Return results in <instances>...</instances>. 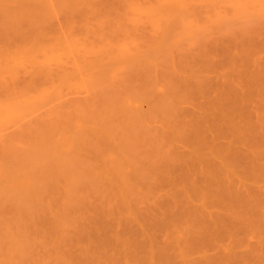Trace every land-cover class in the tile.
Listing matches in <instances>:
<instances>
[{
    "label": "rangeland",
    "instance_id": "rangeland-1",
    "mask_svg": "<svg viewBox=\"0 0 264 264\" xmlns=\"http://www.w3.org/2000/svg\"><path fill=\"white\" fill-rule=\"evenodd\" d=\"M28 1L29 0H27V2ZM60 1L62 3L64 2V0H31L30 2H28L30 3L29 5L26 0V3H24V0H0V10H3V7L5 6L6 8L4 7L3 12H7L5 13L7 18H3V21L2 19H0V264H165L166 262V264H169L175 254L176 255L173 257L172 263L170 264H175L176 262V264H185L186 262H189L186 264H192L193 262H195L193 261L195 260V258H193V256L195 255L196 257H198L196 259L198 261H201L202 259H204V257L202 256L208 258L210 255L212 256L213 254H215L213 255L215 260L212 258L214 264H217L216 260L218 261V259L215 258L217 254V258H221L219 256H224V260L226 263L223 262V264H232L234 261H236L233 259V257H235V259L236 257H243L242 259H244L245 255L246 257L244 260H241V263L239 260L241 258H239L238 262L236 261V263L234 264H242V262L243 264H252L251 259L254 260L253 264H264V262H260L264 261V256H261V254L264 255V247H262L264 246V244H262L264 243L262 242L264 241V233H262L264 232L262 231L264 230V226H262L264 225V205L261 206V204L264 203V179H262L264 178V175H262L264 174V154H262L264 153V151H262L264 150V147L261 148V146L264 145V142H262L264 141V139H262L264 138V129H262L264 128V110H262L261 112V109H264V102L260 101L264 100L261 99V96H264V94H261V98H259V96H249L250 99H248L247 97V101L249 100V103L247 105L249 106L248 108L245 106L247 104L245 103L246 100L243 101V105L247 108V110L251 109L249 111L250 113H252V115L250 114L248 118H250L251 116L250 119H253V121H251L252 123H254V121L256 123H259H255V129L260 128V125H262V131L260 130L262 133L260 132V134L258 131V134L259 136L261 135V138L258 137V134H256L257 129L255 133L253 131L254 129L249 130L253 131V133H250L246 129V131L250 133L249 136L253 134V139H250L248 134L247 136L249 138H245L244 135V137L240 136L242 135V133L240 134L238 132L239 136L237 137L236 135V138L239 139V137H243L241 138L243 140L241 142L242 145L240 143H238L237 145V141H234L236 139L235 137H229L227 138V140H225L222 135L218 137L216 136L219 139H221L220 137H222V139H216V142L219 143L220 141V145H218V143L215 145L221 148V152L223 151V149H226V147L227 149L229 147V151L226 149L227 152L225 153L224 150L223 153H228L229 157L230 155L234 154V156L230 158H233L235 156L237 157V153L245 154L242 156L241 154L238 155L237 158H234L233 160L231 159L232 161H230V158H225L224 154H222L223 158H221L222 155L218 153L216 154L218 156L217 157L214 152V157L216 156L217 158L211 157L213 155L209 156L210 153H207V151L209 149L211 150V146L213 145L212 143H216L214 142V134L216 133L212 132L213 128H211V126V129H209L211 130L212 134L214 133V138L210 139L206 137V139L214 141L210 143L211 146H209L208 140H206L207 143L204 144L206 146L202 145L205 140L203 141V137L198 138L199 135L201 134L202 136H205L203 133L210 135V132H200V128H198L200 132L198 133V129L196 127H198L197 124L199 120L196 121L195 119H193V117H195V114L198 119H201L199 118L200 116H198L197 114L198 112H200L201 114L205 110V113H203L204 116L201 114V117H205L211 113H214L213 115H215L216 112L218 113V111H216L218 109H216L215 107L214 110L213 107H210V109L208 108L209 110L204 108L208 107V102L210 103L212 101L210 99H215L214 97H216V94L214 92L219 93V91L221 90H218L217 86L219 84V81H223L226 79L228 80V78L230 79L229 76H231L232 82L235 80V83L232 84V82H230L229 80V85H234V87L237 86V88H239V85L244 84V86L246 87L247 84L245 82L242 83V80H244L243 78L245 76H248L247 74H249L250 71L256 69V71L258 72L260 71L258 70V68H262L261 72H264V0H215L214 2L213 0H193V8L196 7L197 9H195V12L192 11L193 13H191L190 15L187 14L191 17L188 16L189 18H186L184 16L182 17L181 15V17L179 16V18L177 12L175 14L173 13V15L177 17L171 15L172 13L170 15L162 14L164 15L166 21V17H168V15L170 16L168 20L169 26L168 23L164 21L161 22L164 23V25L162 24V26H159V21H156V24H154V20L158 18L156 17V14H154L155 19L153 18L154 16L149 19L150 21L153 20L152 22L155 25L153 27H151L150 21L146 20L149 17L147 18V16H144L145 13L142 14V12H138L140 13L138 14L137 11H134V7L132 8V5L137 4L138 7L141 6V8H148L151 5L155 6L154 4L157 3V0H88L90 4L86 3V0V2L83 0L85 3H83L82 0H78L77 5H82V7H78L77 5H75V0H72L73 2L69 0L70 3H68V0H66V4L65 2L63 3L64 5ZM32 2H36V4L34 3L33 5ZM59 2L61 4H59ZM22 3L23 5H21ZM27 4L29 6H27ZM14 5L18 8V5H20L19 10L22 7L24 9L26 8L25 11L27 10L28 14L27 12L25 13L23 11L25 14L22 12L23 8L20 12L18 8L14 7ZM83 6L86 7L84 8ZM12 8H15V10ZM35 8L39 9V13H37L38 11H36L37 9L35 10ZM86 8L87 10H85ZM75 9H77V11H75ZM248 9L250 12L248 11ZM33 10H35L36 14L40 18L35 19V22H33L34 20L32 18L33 21L31 20L30 22L33 23L30 24L29 22V26L27 22L30 20L29 18L31 16L33 17V15L35 14L33 13V15H29L30 13L32 14V12H34ZM72 10H74V13L72 12ZM15 11H18L20 14L22 13L21 17L22 15H24V19H22L27 25L25 23L22 24L23 21L21 19L20 23L15 22L17 17L15 18L14 16H20L19 14H17L18 12L16 13ZM3 12L0 11V13L5 16ZM156 12L158 14H161L158 11H155V13ZM11 14L14 15L13 19H15L13 21L15 22V25L14 23H12L13 21L11 19ZM34 17L36 18V16ZM7 19V22H11V25L13 24L11 26V29L10 24H8V26L6 25L7 22H4ZM27 19L29 20L27 21ZM18 20L19 19H17V21ZM172 20L174 21L173 23H171ZM181 21L182 25H178L177 23H180ZM218 21L221 25L218 24ZM157 22L159 23L157 24ZM170 23L174 24V26L175 24H177L178 26L176 25V28L172 29L173 25H171ZM192 24L194 25V27ZM216 24H218V26ZM157 25L158 29L156 27ZM187 26H189V29ZM15 27L18 29L16 30L20 34V37H15V35L13 36V38H9L7 41H4L2 30L9 29L8 31H13L15 30ZM164 27H166L167 29ZM218 27L221 31H219ZM207 28L209 29L207 30ZM222 28L224 29V32L222 31ZM204 29H206V31ZM210 29L212 30V32ZM16 30L13 32L16 33ZM168 30L171 31V35L170 31ZM202 31L204 33L206 32V35L204 34L205 37L207 36L206 39L208 40H206L207 42H205L206 45H212V43H208L210 41L214 42L213 46L218 44V48L216 46H212L213 48L210 46V48L212 49L215 48L214 50H212L206 46L208 49L206 47L203 49V45L205 43H203V40L201 39L203 38ZM167 33L170 35L171 39H169V35ZM215 34L217 35V37H215ZM220 34L223 36H220ZM151 35H153V37L155 38L157 37L156 39H154L156 40L154 45H149L153 44L154 42L153 39L151 40ZM198 35L199 38L201 37L200 39L202 40L203 45L199 42L201 40H199ZM209 35H212V40L208 39ZM232 35L233 37L231 38ZM17 36L19 35L17 34ZM237 36L240 40L237 38ZM241 36L243 37L241 38ZM164 37H166V39ZM220 37H222V39ZM224 37L228 39H223ZM251 39L252 41L249 42V40ZM150 40L153 42L151 43ZM160 40H164L165 42L163 41V43ZM213 40H220L221 44L218 41H216V44ZM225 40L229 44H226L227 42H224ZM233 42H236V47L235 45H233ZM251 42L252 44H250ZM258 42L262 45H259ZM241 43L242 46L243 44H245V46L251 45L248 48L246 47L245 53L244 50H241ZM247 43H249L250 45ZM200 44L203 46L202 48ZM222 45L226 46V53H232L231 55L227 54L229 55V57H227V55L225 54V49ZM227 45L232 47V51ZM237 45L239 46V48ZM253 45L257 48L254 49ZM221 46L223 47V49L221 48ZM219 49L221 50V52L218 54L216 50L220 51ZM247 49H249V51L250 49H253L254 51H250L251 53H249ZM151 51L153 54L150 53ZM121 52L123 55L122 57H120ZM212 52L213 54H211ZM142 53L143 55L148 54V56L146 55V58H143L145 56H143ZM207 53L209 56L206 58ZM215 53L217 55H215ZM221 53H223V55ZM130 54H133V56ZM195 54L196 57L198 56V54H201V56H198L199 58H195V56H193ZM52 55L55 56V61L51 59L53 58L51 57ZM135 55L136 57H139L140 55V61H135ZM225 55L228 59L231 60H233L235 56V59L241 58V61L237 60L240 62V65L238 66L239 63L236 64V60H234L233 65H231L232 63L229 62L227 58H225ZM97 56L101 60L95 59L97 61L94 62V57L97 58ZM130 56H132L133 58ZM123 57L126 60L123 59ZM193 58L198 59L199 61ZM209 58L211 59L213 64L212 62L208 63L210 62ZM89 59L90 62L94 63V65L89 62ZM98 60L99 62H101L99 63ZM127 60H134L136 63H132ZM183 60L185 62H183ZM201 60H204L206 62H203ZM220 60L225 61L224 65L227 66L223 67L224 65L222 63V66L218 62L216 63V61ZM122 61L124 63L126 62L127 64L125 63V65ZM117 62L121 63L119 65H115L118 64ZM214 62L216 64H214ZM44 63L49 64H46L48 65L47 69ZM95 63H97L96 65L101 68H97ZM108 63L112 66L114 65V69ZM85 64H88V67H86L87 65L85 66ZM183 64L185 65V68ZM207 64L209 65L208 67ZM250 64L251 66H248ZM256 64L261 66L257 67L255 66ZM199 65H201L200 67L204 68H199ZM214 65H217L218 67L215 66V69ZM104 67L107 69H104ZM209 67L211 70L209 69ZM252 67H254V69ZM244 70L246 71V73ZM108 71L109 76L107 77H110V79L113 78L111 76H115V74L117 73L114 77V80L112 79L107 81V79H104L105 77H103V75L106 76ZM102 72L104 74H102ZM237 72L240 73L238 74L241 77L237 78ZM43 73H47L48 75H43ZM226 74L228 75L227 78L225 77L227 76ZM96 75L97 79L98 76L103 77H99L100 82L99 80H91L92 76L93 78L95 77L94 80H97ZM233 76L236 78H233ZM223 77L225 79H223ZM101 78L105 81H101ZM185 79L187 82L185 81ZM193 79H195L196 81L193 82ZM216 79L218 81H216ZM190 80L192 81V84H196L192 85L190 83ZM205 80H207L208 82L206 84H211V80L214 81L213 84L214 86L216 84L217 87H215L218 91L216 89V91L211 90L213 88V84L210 85L212 86L211 89L209 88L210 90L207 89V86V88H205L203 86L204 82H206ZM33 81L34 83L29 84ZM239 81H242L241 84ZM169 82L172 84V87L171 85H168L170 84ZM184 82H186V86L188 85L186 88H184ZM221 83L224 84V82H220V84ZM223 84L221 85V88H224V91L226 90L225 96H227L226 93L228 94V90L227 87L225 88V84ZM202 86L203 90L205 88L208 91H204H207L209 93H204V91L201 89ZM190 87L192 90L190 89ZM193 88H195L196 90ZM199 88L203 91L204 94L199 90ZM243 88L244 87L240 89L242 92H245L244 89L246 88ZM186 91L188 93H185ZM210 91H213V93H210ZM193 92H197L198 96ZM218 93L217 96L221 95V93ZM199 94H201L202 96ZM175 95L179 96L177 97ZM195 95L197 97L201 96L200 99L197 98L198 100H195L199 101L198 104L200 103L201 106L204 105V110L202 109V107H200V105L198 107L201 111L197 109L198 107L196 106V101L195 105H193V98L196 97ZM209 95H211L212 97ZM182 97H184L185 101L182 99ZM206 98L209 99L206 100ZM224 98L223 100L225 101ZM160 100L162 101V103ZM202 100L208 101L206 102V105L205 102ZM250 100L252 104H250ZM224 101L223 103L222 101H220V103L224 104L223 107L228 109L229 106L225 105V103L227 102ZM255 101L259 102L255 103ZM241 102L242 101L240 100L239 103ZM251 105H255L256 109H254V106L251 107ZM218 108L220 109V107ZM177 109H179V114ZM253 109L255 111H253ZM247 110H245V117L246 114H249V111ZM146 111L147 113L144 114ZM255 112H257L258 117ZM157 115H160V117ZM253 115L256 117H254ZM154 116H156L157 118ZM173 116L176 120L173 118ZM154 118L159 119L157 121ZM210 119L211 118H209V120ZM241 119L245 121L244 116H241L239 118V121ZM180 120H182V122ZM242 120L240 123H242ZM173 121L176 123H174ZM216 122V124L219 123L218 121ZM224 122L222 124H224ZM248 122L249 128L250 126L253 127L250 121ZM244 123L245 122H243V127L246 128L245 126H247L248 123ZM125 124L129 127L127 128ZM176 124H179L180 126ZM199 126L201 125L199 124ZM243 127L241 130H243ZM195 128L197 129L196 131ZM209 129L208 131H210ZM193 131H195L197 134ZM246 131L244 129L245 134ZM255 134L257 135V138ZM190 136H197L196 138L199 139L198 142L197 140H195V138H192ZM119 137L122 142H120ZM244 138L247 140H245L246 142H244ZM124 139H126L127 141ZM257 139H259L260 141L262 140V143L260 141H257ZM252 140L254 141L252 142ZM225 141H228L227 143H231V145H226ZM258 143L261 144V146ZM157 145L159 146L157 147ZM193 145H197V148ZM207 145L209 146V148L207 147ZM140 146L144 147L141 148ZM231 146L232 148H230ZM204 147H207L208 149ZM146 148L148 149V151ZM168 148L170 150H168ZM203 148L206 149V151H202L204 150ZM194 149L196 150V152H193L195 151ZM231 149H235L237 153L234 150H232L231 153ZM210 150L208 152H210ZM251 150H253V153L250 152ZM241 151H245L246 153H242ZM95 152L96 155H94ZM168 152L173 155L169 154ZM98 153L100 154V156ZM154 154L157 156H155ZM258 154H260L261 156ZM164 155L166 156L164 157ZM129 157L135 158V160L131 158L130 161L127 159ZM160 158L163 159L161 160ZM203 159H205L206 161L207 159L210 160L206 163ZM193 160H195L196 162ZM136 161L140 162L136 163ZM164 161H167L165 162L166 165H161V163H164ZM216 161L217 164L220 165L218 166L216 164L217 167H220V169L215 168L217 171H215V169L213 171L214 173L218 174L217 177L220 174L219 179L216 177V174H213V171H210V167H213L210 165H213L214 163H216ZM222 161H226V164ZM168 162L170 163V166L167 164ZM230 162L235 163L236 165L231 163L234 167L232 165L230 166ZM193 163H196L198 166L200 163L201 164L198 167ZM244 163H246L247 166ZM139 164H141L142 166ZM151 164L152 167L153 165H155V168H152ZM60 165L62 167H60ZM216 165L214 164L215 167ZM227 165L232 168V171L233 168L234 170L236 169L239 171H234L236 176L233 175L232 172H230V174H232L230 176L229 170L231 169L228 168L229 170L227 171ZM253 165L255 168H253ZM163 166H166L164 168L167 169H163ZM195 166L197 167V171L193 170V167ZM203 166H205V168L207 166V170H204ZM168 167L170 168V170L168 169ZM179 168L182 169V171ZM198 168L200 169L198 170ZM172 169L174 171H172ZM121 170L123 173L125 172L124 177L127 175L125 178L122 177L123 174L122 176H120ZM143 170H145L147 174L150 172L151 176L147 174L145 175L143 172L145 178L143 175L142 177L141 171ZM254 170L256 171V174H260V172L262 173L260 174V176L254 175L255 173H252V171ZM151 171L154 173L152 174ZM167 172H169V174ZM202 172L205 174V177L202 175H197L199 173L203 174ZM239 173L242 175H239ZM212 174L213 176H211ZM225 174L226 176L227 174H229L227 177H229V179L230 177L233 178L234 184H238L237 187L235 185L234 191H232L233 188H229V186L231 187L233 185V180L230 179V184L229 182H226L229 181V179H227ZM200 176L203 179L199 178ZM210 176L216 180L214 181L212 179L214 181L213 184H216L218 180L217 185H214L212 188V182L211 184L209 183L210 181H212ZM240 176H243L245 178H241ZM140 177L144 179L143 182H141L143 179ZM154 177H158V179H155ZM236 177L237 180L235 179ZM195 178H199V181ZM205 178L206 180H204ZM242 179L247 184L245 182H241L240 180ZM148 180H150V182ZM200 180V188H195V186L190 187L191 189L189 188L192 183L199 186L196 183L200 182ZM203 180L206 182L204 183L206 188L204 185L201 186V184L204 182ZM240 182L242 183L241 186ZM254 182L255 185H252L254 184ZM223 183L224 185H222ZM145 184H148V187L144 186ZM207 184L211 185L208 187L209 189L207 188ZM218 185L221 186V189ZM224 186H226V188H229L230 190L232 189L230 192L235 193H231L230 195V193H227L229 189H226L227 192L226 190L224 191ZM238 186L241 188L242 192L239 190L240 188ZM242 186L245 189H243ZM202 187L207 190H203ZM257 187L261 190H258ZM187 189L189 190V192ZM182 190L184 193L182 192ZM210 190H213L212 192L216 193L218 196L216 197V194H214V196L213 193L210 194ZM202 192L205 194H203L204 200L198 195L200 194V196L202 197ZM247 192L248 195L251 197L247 195ZM180 193L181 197L177 196V194L180 195ZM226 194L228 195V197H226ZM233 194H237V196H234ZM128 195L129 198H127ZM134 195L135 197H133ZM195 195H198V197L201 199H199L200 204H198L199 200ZM193 196H195L196 198H193ZM207 196H209L210 198ZM231 197H233V199ZM241 197L244 199L242 200ZM247 197H249L250 199ZM252 197L255 198L252 199ZM222 198H227L225 200L226 202L229 198V201H231V203H226L225 201H223L224 199ZM179 199L181 201L184 199L186 204L184 203V201L180 202ZM190 199H192V201ZM195 199H197L198 201ZM209 199H213V201ZM248 199L250 202L248 201ZM33 200L35 201V204L31 203L33 202ZM162 200L165 202H163ZM205 200L207 202H214V200L216 202L217 200H219L217 201L219 202V206L217 203H215L217 205H213L212 203V207L209 206L210 203L209 205H206L208 203L205 202ZM195 201L197 204L195 203ZM222 201L226 204V206L223 204ZM232 201L234 204H237V210L235 209V211H233L235 206H232ZM236 201L238 203L241 202L240 205H238ZM251 201L255 203H251ZM201 202L202 204H204V206L201 205ZM29 203L32 204V206ZM164 203L167 204L165 205ZM220 205L223 208H221ZM228 205H231L230 208L232 207V209L229 208V210L225 209L223 211L222 209H224L225 207H229ZM244 205H246V207ZM184 206H187L188 208L186 207L183 208L184 210H182V207ZM191 206H193V209L197 208V210L195 209V213H193V209L191 208ZM198 206H201V208L203 209L202 211L204 212L200 211V213L199 210H201V208L199 209ZM237 206H240L241 209H238ZM243 206L244 210L242 209ZM249 206L250 209L248 208ZM256 207L258 208L257 210H251ZM207 209H210L211 212H218H215L218 217L220 216L219 213H221L222 211L224 214H221V217L219 218H224L222 219V221H225L226 217V220L229 219L228 221H233V224H231L232 222L230 224L232 225V228L234 227V232L231 233L230 230L232 229L227 221L226 223L229 225V228H227L228 226L227 224H224V222H221L222 224L219 222L221 219L219 220L217 218V215L216 217L215 215L209 216L212 213H209ZM231 211H233L234 213ZM249 211H256L257 213L252 214L253 212L250 213ZM196 212L197 214L198 212L200 213L198 214V217H201L200 215H202V213H206V215L203 214L202 218H197ZM207 212L208 217H214L213 219L210 218L211 221H209V218L208 220L207 218L203 219V217H207ZM245 212L247 213L245 214ZM260 212L262 213V215L260 214ZM178 213H180V216L178 215ZM182 213H184V215L186 216L189 215V219L186 218ZM249 213L252 215H250ZM177 215L178 217H176ZM224 215H228V217ZM245 215L246 217H249L248 224L250 223L249 221H251L252 223L254 222L253 225H255V223L256 225L252 227V223H250L251 225L249 224V228L247 220L244 217ZM249 215L255 216L250 217ZM256 216H260V218H257ZM174 218L177 220V222H174ZM184 218L187 219L188 223H186V220ZM215 218H217L219 221L215 220ZM250 218L251 220H249ZM252 218H255L256 220L254 221ZM181 219H183L184 221L182 220V222ZM244 219L246 220L245 223L247 225L243 224V222L245 221ZM199 220H201L202 223H207L209 221L208 224L210 226H208V230L213 229L211 230V232L209 231V233L213 234V232H217H215L216 234H213L214 237L212 236V234H208L207 238L203 236V238H205V243L207 244L208 241L210 242L213 239L215 242L213 241L210 244L208 243L210 246H212V243H218V247L216 248V244H214L212 249L209 245L205 244L206 246L210 247L212 251L208 247L205 249L203 248V251L202 249V252L200 251L202 255L201 253H199V247H197L199 246V244L192 243L195 242L193 241V239H198V237L196 238L197 234L200 237V234H206V231L208 233V230H206L204 233L202 231L207 228L206 225L208 224L205 223L206 228L203 229V226L199 222ZM241 220H243V222ZM171 221L172 223L174 222V224H172ZM217 221L221 224L219 225V229H217V225L219 224ZM179 222L181 223V225ZM212 222L216 223L213 224ZM199 224L201 226L197 228V226L195 225L199 226ZM234 224L236 226L237 224L239 226L242 224L243 226L241 225L240 229L243 233L238 232L239 234H234L235 231H238L237 228L239 229V226L236 227ZM222 225H225L227 227L224 226L225 228L222 229ZM193 226H195L196 230H193L195 229L193 228ZM247 227L248 230L246 231ZM251 227L253 229H251ZM198 229L199 231H197ZM224 229L226 231H229L231 234L228 233V235L225 232L227 235L225 234V236H223L224 234L220 231H225ZM249 230L250 232L248 233ZM192 234L195 236H193ZM242 234L247 235L245 236ZM220 235L221 237H219ZM243 236H245V238H243ZM188 237L189 239H191L188 240ZM239 237L242 239H240ZM181 238L183 239V241H180L182 240ZM201 238H199V240ZM219 238H222L220 239V243L219 241H217ZM226 239H228L229 241H231V239L233 240L229 243L228 241H226ZM172 240L176 241L173 242ZM221 240L224 242H222ZM234 240L237 241L234 243ZM244 240L246 242H244ZM248 240L251 243H247ZM204 241L202 239L201 245ZM125 242H128V245L127 243L125 244ZM183 242H185L186 244ZM237 242L239 244H237ZM240 242L250 245L253 243L254 245H252L254 246V252L247 250L248 248L249 250L253 249L250 245L248 246L243 244L241 246L240 244L242 243ZM188 244L192 245L190 246ZM193 244L197 246H193ZM232 244H234L235 246ZM221 245H223L224 247ZM237 245H240L241 247ZM244 245L246 247H244ZM182 246H187L191 248H183ZM202 246L204 247V245ZM220 246L222 248H225L227 246L226 249L228 248L229 250H225V253L224 250H221L222 248ZM230 247H232L233 249H230ZM197 248V254H200V256H197V254H193L195 252H192V250L197 251ZM234 248L241 249L235 250ZM161 249L163 250L161 251ZM173 249H175V251ZM213 249L216 251L214 252ZM164 250L167 251L164 252ZM218 250L220 253L218 252ZM172 251H174V255ZM205 251L207 252V254H204ZM221 251L222 253H224V255L221 253ZM236 251L240 253H237ZM168 252L169 257L167 255ZM227 253L229 256L226 255ZM164 254L166 256V259ZM188 256L192 257V262L190 261V257L187 258ZM228 257H230L229 260ZM158 258L160 259L159 261ZM206 258L204 259L206 260L204 261L205 263H195L207 264L208 260L210 259L207 260ZM222 260L223 259H221V261ZM221 261H219V264H222ZM210 263L213 264L212 261Z\"/></svg>",
    "mask_w": 264,
    "mask_h": 264
},
{
    "label": "bare ground",
    "instance_id": "bare-ground-1",
    "mask_svg": "<svg viewBox=\"0 0 264 264\" xmlns=\"http://www.w3.org/2000/svg\"><path fill=\"white\" fill-rule=\"evenodd\" d=\"M8 1H9V0H8ZM30 1H31V0H29L28 2H30ZM73 1H74V0H73ZM73 1L71 0V2H73ZM75 1H76V3H74V4L77 5L78 0H75ZM82 1H83V0H82ZM84 1H85V0H84ZM84 1H83V3H85L86 1H87L86 3H89L88 0H86L85 2H84ZM201 1H202V0H201ZM214 1H215V0H213V2H214ZM17 2H18V1H17ZM26 2H27V0H26ZM26 2H25V0H24V3H26ZM28 2H27V3H28ZM60 2H61V1H60ZM60 2H59V4L62 3V2H61V3H60ZM64 2H65V4H66V0H64ZM64 2H63V3H64ZM79 2H80V1H79ZM209 2H210V1H209ZM9 3H10V2H9ZM19 3H21V2H19ZM32 3H33V2H32ZM34 3L36 4V2H34ZM34 3H33V5H34ZM63 3H62V4H63ZM68 3H70L69 0H68ZM211 3H212V2H211ZM28 4L30 5V3H28ZM28 4H27V6H29ZM89 4H90V3H89ZM89 4H88V5H89ZM213 4H214V3H213ZM12 5H13V4H12ZM21 5H23V3H22ZM25 5H26V4H25ZM63 5H64V4H63ZM69 5H70V4H69ZM75 5H74V6H75ZM154 5H155V6L151 5V6L148 7V8H143V7L141 8V6L138 7L137 4H136V5L133 4V5H132V8L134 7V11H137V13H138V12H142V14L145 13L144 16H147V18L149 17V18L146 19V20L151 19L153 16H154L153 18L155 19V15H154V14H156V17H158L159 19H158V18H157L158 20L155 19V20H154V21H155L154 24H156V21H159V22H160L159 26H162V24L164 25V23H161V22H163V21L168 23V20H169V17H170L169 15H170L171 13H172L171 15H173V13L175 14V13L177 12L178 17H179V16L181 17V15H182V17L184 16V17L187 18L191 13L195 12V9H197L196 7L193 8V0H157V3H155ZM210 5H212V4H210ZM18 6H19V8H20V5H18ZM72 6H73V5H72ZM72 6H71V7H72ZM77 6H78V7H80V6L82 7V5H80V6L77 5ZM4 7H5V6H4ZM4 7H3V10H4ZM12 7H13V6H12ZM14 7H15V5H14ZM83 7H84V6H83ZM85 7H86V6H85ZM85 7H84V8H85ZM212 7H213V6H212ZM5 8H6V7H5ZM15 8H18V7H15ZM15 8H12V9L15 10ZM19 8H18V10H19ZM22 8H23V7H22ZM22 8L19 10L20 12H21ZM65 8H66V7H65ZM74 8H75V7H74ZM0 9H1V8H0ZM25 9H26V8H25ZM25 9L23 8L22 12L24 11V12L26 13L27 10L25 11ZM36 9H37V8H35V10H36ZM68 9H69V7H68ZM70 9H71V8H70ZM3 10H0V11L3 12ZM35 10H33L34 12H32V14H31V13L29 14V15H33V13H35V14L33 15V17H32V16H31V17L29 16V17H30V18H29L30 20L27 19V21L29 20V21L27 22L29 26H30V24H32L33 22L36 21L35 19H39V18H40V17L36 14ZM38 10H39V9H37L36 11H38ZM85 10H87V8H86ZM198 10H199V8H198ZM11 11H12V10H11ZM31 11H32V10H31ZM31 11H30V12H31ZM75 11H77V9H75ZM155 11H158V12L161 13V14H158L157 12L155 13ZM192 11H193V12H192ZM243 11H244V10H243ZM246 11H247V10H246ZM248 11H249V9H248ZM15 12L17 13L18 11H15ZM24 12H23V13H24ZM41 12H42V11H41ZM72 12L74 13V10H72ZM180 12H181V13H180ZM249 12H250V11H249ZM3 13H4V12H3ZM5 13H7V12H5ZM5 13H4V14H5ZM8 13H11V12H8ZM25 13H24V14H25ZM37 13H39V11H38ZM70 13H71V10H70ZM252 13H253V12H252ZM12 14H13V13H12ZM12 14H11V17H12L11 19H12V21L17 17V19H19V20L17 21V19H16L15 22L20 23V21L22 20V21H23L22 24L25 23V21L23 20V19H24V18H23L24 15H22V17H21V14H22V13H21V14H20L19 12L17 13V14H19L20 16H16V15L14 16V15H12ZM14 14H15V13H14ZM27 14H28V12H27ZM138 14H140V13H138ZM162 14H165V15L169 14L168 17L165 16V17L167 18V21L165 20L164 15H162ZM187 14H189V15H187ZM238 14H239V13H238ZM253 14H254V13H253ZM253 14H252V16H253ZM9 15H10V14H9ZM158 15H162V16H158ZM216 15H217V14H216ZM13 16L15 17L14 19H13ZM34 16H36V18H35ZM37 16H38V17H37ZM173 16H174V17H177V16H175V15H173ZM173 16H172V17H173ZM18 17H19V18H18ZM180 17H179V18H180ZM189 17H191V16H189ZM189 17H188V18H189ZM216 17H217V16H216ZM248 17H249V16H248ZM3 18H4V19L7 18L6 14H5V16H4V15H2V14L0 13V19H2V21L4 20ZM8 18H9V17H8ZM22 18H23V19H22ZM32 18H33L34 21L32 20ZM160 18H161V19H160ZM163 18H164V19H163ZM11 19H10V20H11ZM20 19H21V20H20ZM162 19H163V20H162ZM172 19H173V18H172ZM10 20H9V21H10ZM25 20H26V18H25ZM31 20L33 21L32 23L30 22ZM170 20H171V18H170ZM217 20H218V19H217ZM7 21H8V19H7L6 21H4V22H7ZM149 21H150V20H149ZM152 21H153V20H152ZM152 21H150V23H151V27L155 26V25L153 24ZM4 22H3V23H4ZM15 22L13 21L12 23H14V25H15ZM29 22H30V24H29ZM37 22H38V21H37ZM147 22H148V21H147ZM159 22H157V24H158ZM169 22H171V21H169ZM173 22H174V21L172 20L171 23H173ZM190 22H191V21H190ZM10 23H11V22H7L6 25H8V24H10ZM17 23H16V24H17ZM167 23H166V24H167ZM171 23H170V24H171ZM25 24H26V23H25ZM152 24H153V25H152ZM166 24H165V26H166ZM177 24H178V25H182V21H181L180 23H177ZM177 24H175V26H176ZM213 24H214V23H213ZM218 24H219V21H218ZM218 24H216V25L218 26ZM222 24H223V23H222ZM12 25H13V24H12ZM12 25L10 24V29H11V26H12ZM19 25H21V24H19ZM26 25H27V24H26ZM171 25H173V26H172V27H173L172 29H175V28H176V27L174 26V24H171ZM178 25H177V26H178ZM192 25H193V24H192ZM214 25H215V24H214ZM214 25H213V26H214ZM219 25H221V24H219ZM224 25H225V24H224ZM226 25H227V24H226ZM8 26H9V25H8ZM168 26H169V23H168ZM168 26H167V27H168ZM209 26H210V25H209ZM211 26H212V25H211ZM156 27H157V29H158V25H157ZM170 27H171V26H170ZM187 27H188V29H189V26H187ZM193 27H194V25H193ZM215 27H216V26H215ZM159 28H161V27H159ZM162 28H163V27H162ZM164 28H166V27H164ZM209 28H210V27H209ZM209 28H207V30H208ZM216 28H217V27H216ZM220 28H221V27H220ZM225 28H226V27H225ZM16 29H17V28L15 27V30H16ZM166 29H167V28H166ZM166 29H165V30H166ZM170 29H171V28H170ZM218 29H219V27H218ZM218 29H217V30H218ZM8 30H9V29H8ZM8 30H7V29L2 30V34H3V39H4V41H7L9 38H13V36H15V35H16L15 37H20V34H19L18 31H17L18 29L16 30V31H17L16 33L13 32V31H15V30H13V31H8ZM154 30H155V29H154ZM165 30H164V31H165ZM204 30L206 31V29H204ZM204 30H203V31H204ZM210 30H211V29H210ZM217 30H216V31H217ZM223 30H224V29L222 28V31H223ZM168 31H170V30H168ZM203 31H202L203 35H202V33H201V35H202L203 38H201V37H200V38L203 40V43H205V42H207L208 40L206 39L207 36H206V37L204 36V34H205L206 32L204 33ZM219 31H221V30L219 29ZM211 32H212V30H211ZM223 32H224V31H223ZM165 33H166V32H165ZM214 33H215V32H214ZM17 34H18L19 36H17ZM167 34H168V33H167ZM208 34H209V32H208ZM211 34H213V33H211ZM242 34H243V33H242ZM165 35H166V34H165ZM168 35H169V34H168ZM170 35H171V31H170ZM170 35H169V39H171V38H170ZM172 35H173V34H172ZM205 35H206V34H205ZM215 35H216V34H215ZM239 35H241V34H239ZM239 35H238V36H239ZM151 36H152V37H151ZM151 36H150V37H151V40H152V39L154 40V39L157 38V37H156V38L153 37V35H151ZM154 36H155V35H154ZM166 36H167V35H166ZM196 36H197V35H196ZM211 36H212V35H209V36H208V37H209V38H208L209 40H212V37H211ZM220 36H223V35L220 34ZM238 36H237V38H238ZM243 36H245V35H243ZM243 36H241V38H242ZM247 36H251V35H247ZM172 37H173V36H172ZM210 37H211V38H210ZM215 37H217V35H216ZM215 37H214V39H215ZM218 37H219V33H218ZM232 37H233V35L231 36V38H232ZM159 38H160V36H159ZM164 38L166 39V37H164ZM195 38H197V37H195ZM198 38H199V35H198ZM200 38H199V40H201ZM220 38L222 39V37H220ZM220 38H219V39H220ZM234 38H235V37H234ZM237 38H236V40H237ZM246 38H247V37H246ZM248 38H249V37H248ZM251 38H252V37H251ZM221 39H220V40H221ZM223 39H228V38H225V37H224ZM238 39H239V38H238ZM11 40H12V39H11ZM151 40H150V42L152 43L153 41H151ZM157 40H158V39H157ZM202 40L199 41V42L202 43ZM206 40H207V41H206ZM220 40H213V41H215V43H216V41H218V42L220 43V42H221ZM236 40H235V41H236ZM239 40H240V39H239ZM155 41H156V40H154L153 44H149V43H148V44H149V45H154ZM160 41L163 42L164 40H160ZM168 41H169V40H168ZM170 41H171V40H170ZM173 41H174V40H173ZM195 41H196V40H195ZM222 41H223V40H222ZM232 41H233V40H232ZM246 41H247V40H246ZM250 41H252V39L249 40V42H250ZM260 41H261V40H260ZM148 42H149V41H148ZM164 42H165V41H164ZM164 42H163V43H164ZM224 42H227V41L225 40ZM224 42H222V43H224ZM156 43H157V42H156ZM203 43H202V45H203ZM208 43H212V45H211V44H207V45H206V43H205V44L203 45V46H204V47H203V46L200 44L201 48L203 47V49H204L206 46H207L208 48H210V46L212 47V46L214 45V42H210V41H209ZM233 43H234V44H233ZM233 43H232L233 45L236 44V42H233ZM237 43H238V41H237ZM157 44H158V43H157ZM216 44H217V43H216ZM220 44H221V43H220ZM220 44H219V45H220ZM226 44H229V43L227 42ZM247 44H249V43H247ZM250 44H252V42H251ZM250 44H249V45H250ZM255 44H256V43H255ZM255 44H254V45H255ZM258 44H259V42H258ZM260 44H261V43H260ZM260 44H259V45H260ZM149 45H148V46H149ZM217 45H218V44H217ZM217 45H215V46L217 47ZM238 45H239V44H238ZM238 45H237V46H238ZM240 45L242 46V43H241ZM254 45H253V47H254ZM256 45H257V44H256ZM256 45H255V46H256ZM261 45H262V44H261ZM215 46H213V47H215ZM222 46H224V49H225L226 46H225V45H222ZM222 46H221V48L223 49ZM227 46H228V45H227ZM244 46H245V44H243V46L241 47L242 49H241V48H240V49H241V50H244V53H245L246 47L248 48V47H250L251 45H250V46H248V45L245 46V49H244ZM126 47H128V46H126ZM136 47H137V46H136ZM207 47H206V48H207ZM213 47H212V48H213ZM228 47H229V49L231 50L232 47H230V46H228ZM235 47H236V45H235ZM123 48H124V47H123ZM208 48H207V49H208ZM212 48H210V49H212ZM217 48H218V47H217ZM217 48H216V49H217ZM219 48H220V47H219ZM221 48H220V49H221ZM238 48H239V46H238ZM256 48H257V47H254V49H256ZM260 48H261V47H260ZM130 49H131V48H130ZM133 49H134V48H133ZM143 49H144V48H143ZM146 49H147V48H146ZM158 49H159V48H158ZM199 49H200V48H199ZM214 49H215V48H214ZM214 49H212V50H214ZM220 49H219V50H220ZM222 49H221V50H222ZM135 50H136V49H135ZM135 50H134V51H135ZM140 50H141V49H140ZM221 50H220V51L216 50V51H217L218 54H219V53L221 52ZM247 50H248L249 53H251L250 51H254L253 49H250V51H249V49H247ZM145 51H146V50H145ZM145 51H144V52H145ZM161 51H162V50H161ZM202 51H203V50H202ZM231 51H232V50H231ZM231 51H230V52H231ZM138 52H139V51H138ZM154 52H156V51H154ZM204 52H206V51H204ZM238 52H239V51H238ZM248 52H247V53H248ZM150 53H152V51H151ZM160 53H161V52H160ZM200 53H201V52H200ZM223 53H224V51H223ZM223 53H221V54L223 55ZM119 54H120V52H119ZM119 54H118V56H119ZM124 54H125V52H124ZM152 54H153V53H152ZM158 54H159V53H158ZM158 54H157V55H158ZM211 54H213V52H212ZM211 54H210V55H211ZM225 54H226V55H227V54H230V55H231L232 53H226V49H225ZM130 55L133 56V54H130ZM142 55H143V53H142ZM146 55L148 56V54H146ZM146 55H143V56H145V57H143V58H146ZM150 55H151V54H150ZM155 55H156V54H155ZM206 55H207V56H206ZM206 55H205V56H206V58H207L209 55H208V53H207ZM215 55H217V54L215 53ZM222 55H221V56H222ZM226 55H225V58L229 57V55H227V57H226ZM246 55H247V54H246ZM246 55H245V56H246ZM122 56H123V55H122V52H121V56H120V57H122ZM132 56H130V57H132ZM193 56H195V58H197L198 56H201V54H200V55L198 54L197 57H196V54L193 55ZM205 56H204V57H205ZM233 56H234V54H233ZM51 57H53V58H51ZM51 57H50V58H51L52 60L55 61V59H54L55 56L52 55ZM108 57H109V56H108ZM110 57H111V56H110ZM130 57H129V58H130ZM135 57H136V55H135ZM139 57H140V55H139ZM139 57L137 56V57L135 58V61H136V62L140 61L139 59H141V57H140V58H139ZM210 57H211V56H210ZM213 57H214V56H213ZM237 57H238V56H237ZM239 57H240V55H239ZM242 57H243V56H242ZM115 58H116V57H115ZM115 58H114V59H115ZM117 58H118V57H117ZM132 58H133V57H132ZM137 58H138V59H137ZM195 58H193V59H195ZM198 58H199V57H198ZM225 58H224V59H225ZM232 58H234V57H232ZM235 58H236V56H235ZM235 58H234L233 60L228 59V58H227V59L229 60V62L232 63V64L230 63L231 65H233L234 60H236V61H237V60L241 61V60H240L241 58H239V59H235ZM92 59H93V58H92ZM92 59H91V60H92ZM95 59H100V58H98V56H97V58L94 57V60H95ZM108 59H112V58H108ZM114 59H113V60H114ZM118 59H119V58H118ZM120 59H122V58H120ZM123 59H125V58L123 57ZM136 59H137V60H136ZM202 59H203V58H202ZM209 59H210V58H209ZM227 59H226V60H227ZM246 59H247V58H246ZM48 60H49V59H48ZM100 60H101V59H100ZM103 60H104V59H103ZM116 60H117V59H116ZM125 60H126V59H125ZM131 60H132V59H131ZM143 60H144V59H143ZM184 60H186V59H184ZM184 60H183V62H185ZM195 60H198V59H195ZM207 60H208V59H207ZM217 60H218V59H217ZM230 60H231V61H230ZM252 60H253V58H252ZM46 61H47V60H46ZM96 61H97V60H95L94 62H96ZM105 61H106V60H105ZM107 61H108V60H107ZM109 61H110V60H109ZM127 61H129V60H127ZM135 61L133 60V61H129V62L136 63ZM198 61H199V60H198ZM201 61L206 62V61H204V60H201ZM213 61H214V60H213ZM239 61H237V63L235 62L236 64L239 63L238 66L240 65V62H239ZM15 62H16V61H15ZM59 62H60V61H59ZM59 62H58V63H59ZM89 62H90V59H89ZM89 62H88V63H89ZM98 62H99V60H98ZM100 62H101V61H100ZM100 62H99V63H100ZM113 62H114V61H113ZM122 62H123V61H122ZM211 62H212V61H211V59H210V62H208V63H211ZM217 62L220 63V65H221V63H222L223 65L225 64V63H224L225 61H221V60H220V61H216V63H217ZM242 62H243V61H242ZM11 63H12V62H11ZM51 63H52V62H51ZM83 63H84V62H83ZM90 63H92V62H90ZM102 63H103V61H102ZM109 63H110V62H109ZM109 63H108V64H109ZM111 63H112V62H111ZM115 63H116V62H115ZM117 63H118V64H115V65H119L121 62H120V63L117 62ZM123 63H124V62H123ZM125 63H126V62H125ZM125 63H124V64H125ZM193 63H194V62H193ZM196 63H197V61H196ZM216 63L214 62V64H216ZM227 63H228V61H227ZM243 63H244V62H243ZM256 63H257V62H256ZM44 64H45L46 69H47V66H48L49 64H48V63H44ZM44 64H43V65H44ZM46 64H48V65H46ZM92 64L94 65V63H92ZM96 64H97V63H95V65H96ZM126 64H127V63H126ZM126 64H125V65H126ZM129 64H131V63H129ZM129 64H128V65H129ZM212 64H213V62H212ZM212 64H211V65H212ZM230 64H228V65H230ZM244 64H245V63H244ZM258 64H260V63H258ZM258 64H256L255 66H257V67H258V66H261V65H258ZM50 65H51V64H50ZM59 65H60V64H59ZM59 65H58V66H59ZM82 65H83V64H82ZM86 65H87V66H86ZM93 65H92V66H93ZM104 65H105V64H104ZM109 65H110V64H109ZM202 65H203V64H202ZM205 65H206V64H205ZM205 65H204V66H205ZM245 65H246V64H245ZM245 65H244V66H245ZM40 66H41V65H40ZM85 66L88 67V64H85ZM96 66H97V68L99 67L98 65H96ZM100 66H101V65H100ZM105 66H106V65H105ZM110 66H112V65H110ZM113 66H114V65H113ZM113 66H112V68H113ZM121 66H122V65H121ZM181 66H182V65H181ZM183 66H184V68H185V65H184V64H183ZM200 66H201V65H199V68H202V69L204 68V67H200ZM208 66H209V65L207 64V67H208ZM215 66L218 67L217 65H214V68H215V69H216ZM221 66H222V65H221ZM225 66H227V65H224L223 67H225ZM244 66H243V67H244ZM248 66H251V64L248 65ZM255 66H254V67H255ZM49 67H50V66H49ZM83 67H84V66H83ZM231 67H233V66H231ZM254 67H252V68L254 69ZM38 68H39V67H38ZM84 68H85V67H84ZM99 68H101V67H99ZM212 68H213V66H212ZM252 68H251V69H252ZM255 68H256V67H255ZM260 68H261V67H260ZM89 69H91V68H89ZM104 69H107V68L104 67ZM108 69H109V68H108ZM113 69H114V68H113ZM209 69H210V67H209ZM220 69H221V68H220ZM220 69H219V70H220ZM261 69H262V68H261ZM261 69L258 68V70H260V71H258V72H261ZM6 70H7V68H6ZM43 70H44V68H43ZM197 70H199V69H197ZM205 70H206V69H205ZM210 70H211V69H210ZM9 71H10V70H9ZM12 71H13V70H12ZM47 71H48V70H47ZM51 71H52V70H51ZM98 71H102V70H98ZM104 71H105V70H104ZM113 71H114V70H113ZM203 71H204V70H203ZM244 71H245V70H244ZM249 71H250V70H249ZM252 71H253V72H252ZM252 71H250L249 74H247V75H248L247 77L245 76L246 74L244 75V76L246 77V80H245V77H244V78L242 77L244 80H242L243 82H242V81H241V82H242V83L245 82V83L248 85V87H247V85H246V87H245L244 84L242 85L241 82L239 81L240 84L242 85V87L246 88V89L243 88V89L245 90V92H244V91H243V92L241 91V89H240V88H242L241 85H239V88H237L236 85H235L236 87H234V85H229V84H230V83H229V80H230V82H232L231 76H229L230 79L228 78V80L226 79V80H223V81H219V82H218L219 84H220V82H224V84H225V82L227 81L226 84H228V85H226V84L224 85L223 83H221L220 85H219V84L217 85V86H218V90L221 89V90L219 91V93H221V95L217 96V93H218V92H214V93L216 94L215 96L218 97L219 99L216 98V97H214V98H215L214 100H213V98L210 99V100H212L210 103H209L208 101H204V100H202V101L205 102V105H206V102H208V104H209V105H207L208 107L205 106L206 108H204V109L209 110L210 107H213V110H214V107H215L216 109H218V110H216V111H218V113L215 111V112H216L215 115H213L214 113H213V114H212V113L209 114L211 117H210L209 115L203 117V116H204L203 113H205V111H206V110L203 111V110H204V109H203L204 105L202 104L203 106H201L200 103L198 104L199 101H196L195 99H197V98L200 99L201 96H202L201 94L203 93V91H204V90H207V89L210 90V89L212 88V86H213V88H212L211 90L216 91V90H217V88H216L217 86H216V84H215L216 87L214 86V84H213L214 81L211 80V82H212L211 84H213V85L210 86L211 84H206V83H208V82H207V80H205L206 82H204V85H203V84H202V85H203L205 88H207V87H208V88H207V89L204 88V90H203V86H202L201 89H202L203 91L200 90V88H199V90L202 92L201 94H199V95H201L200 97H197V96H198V93H197L198 91H197L196 93L193 92V93H195V94L197 95V96L195 95L196 97L193 96V97H195V98H193V105H195V101H196V106L198 107V106L200 105V107H202V109H203V110H202L203 113H201V114L203 115L202 117H201L200 112L197 111V112H198L197 115L200 116L199 118H201V119H198L197 116H196V114H195V117H193V119H195L196 121L199 120V121H198V124H197L198 127H196V128H197V129L200 128V132H201V131H206V132H208V133L210 132L209 134L212 136V137H211L210 135H207L206 133H203L205 136H202V135L200 134L198 138H200V137L202 138V137H203V138H202L203 141L205 140L204 143H203L202 145H204L205 143H207L206 140H208V141H209V146H211L210 143H212V142L214 141V140L211 141V140H209V139H206V137H207V138H210V139H211V138L213 139L214 136H215V138H214L215 141H214V142H216L217 140H221V139H222V137H220L221 139L217 138L218 136H221V135L225 138V140H227V138H229V137H230V138H231V137H233V138L235 137V138H236V135H237V137H238V136H239V133H240V134L242 133V135H240V136H243V135H244L245 138H247V137L249 136L250 133H253V131H254V133H255V131H256L257 128L255 129L254 126H256V125H255L256 122H255V121H254V123L251 122V121H253V119H250L251 116H250V118H248V116H249L250 114L252 115V113H250V111H249V110H251V109L247 110V108L249 107V106H247L248 103H249V102H248L249 100L247 101V97H248V99H250L249 96H259V98L262 97L261 99H264V96H261V94H264V85H262V84H264V72L258 73V72L256 71V69H254V70H252ZM10 72H11V71H10ZM10 72H8V73H10ZM42 72H43V71H42ZM96 72H97V71H96ZM110 72H111V71H110ZM148 72H150V71H148ZM200 72H201V71H200ZM235 72H236V71H235ZM11 73H12V72H11ZM47 73H48V72H47ZM47 73H46V74L43 73V75H48L49 73H48V74H47ZM105 73H106V72H105ZM108 73H109V71L107 72L106 76L103 75V77H105L104 79H105V80L107 79V81L112 80V79L114 80V79H115L114 77L116 76L117 73L115 74V76H114V75H113V76L110 75L111 77H113L112 79H110V77H107V76H109ZM113 73H114V72H113ZM238 73H239V72H237L236 74H238ZM242 73H244V72H242ZM245 73H246V71H245ZM247 73H248V71H247ZM40 74H41V71H40ZM92 74H93V73H92ZM92 74H91V75H92ZM94 74H96V73H94ZM102 74H104V73L102 72ZM239 74H240V73H239ZM239 74H238L237 78H238V77H241ZM89 75H90V74H89ZM98 75H100V74H98ZM172 75H173V74H172ZM226 75H227V74H226ZM231 75H233V74H231ZM93 76H95V75H93ZM93 76H92V78H93ZM99 77H102V76H98V79H97V75H96V79H97V80H94L95 77H94L93 79L91 78V80H93V81H98V80L100 79ZM103 77H102V78H103ZM131 77H132V76H131ZM171 77H172V76H171ZM177 77H178V75H177ZM180 77H181V76H180ZM193 77H195V76H193ZM220 77H221V76H220ZM225 77L227 78L228 75L225 76ZM45 78H46V77H45ZM47 78H48V77H47ZM102 78H101V81H102V80L105 81V80L102 79ZM184 78H186V77H184ZM187 78H188V77H187ZM196 78H197V77H196ZM196 78H195V79H196ZM233 78H236V77L233 76ZM179 79H182V78H179ZM188 79H189V78H188ZM191 79H192V78H191ZM195 79H193V82L196 81ZM218 79H219V78H218ZM221 79H222V78H221ZM223 79H225V78L223 77ZM173 81H174V80H173ZM173 81H172V83H173ZM185 81H186V79H185ZM201 81H203V80H201ZM209 81H210V80H209ZM216 81H218V80L216 79ZM99 82H100V80H99ZM186 82H187V81H186ZM186 82H184V85H185ZM188 82H189V81H188ZM236 82H237V81H236ZM31 83H34V81H33V82H30L29 84H31ZM169 83H170V82H169ZM174 83H175V82H174ZM181 83H182V82H181ZM190 83L192 84V81H191V80H190ZM198 83H200V82H198ZM234 83H235V80L232 82V84H234ZM188 84H189V83H188ZM193 84H196V83H193ZM193 84H192V85H193ZM222 84L225 86V88L227 87V90H228V94L226 93L227 96H225V91H226V90L224 91V90H223L224 88H223V89L221 88V85H222ZM237 84H238V83H237ZM166 85H167V84H166ZM168 85H171V87H172V84H171V83L168 84ZM174 85H175V84H174ZM182 85H183V84H182ZM200 85H201V84H200ZM187 86H188V85H187ZM187 86L185 85L184 88H186ZM189 86H190V85H189ZM206 86H207V87H206ZM209 86H210V87H209ZM232 86H233L234 88H233ZM174 87H175V86H174ZM179 87H180V86H179ZM195 87H196V86H195ZM199 87H200V86H199ZM167 88H169V87H167ZM181 88H182V87H181ZM188 88H189V87H188ZM188 88H187V90H188ZM197 88H198V87H197ZM209 88H210V89H209ZM236 88H237V89H240V90H237ZM247 88H248V90H247ZM169 89H171V88H169ZM178 89H180V88H178ZM190 89H191V87H190ZM193 89H195V88H193ZM215 89H216V90H215ZM181 90H182V89H181ZM185 90H186V89H185ZM191 90H192V89H191ZM195 90H196V89H195ZM208 90H207V91H208ZM218 90H217V91H218ZM166 91H167V90H166ZM169 91H170V90H169ZM207 91H204V93L207 92ZM213 91H210V93H213ZM223 91H224V93H223ZM180 92H181V91H180ZM160 93H161V92H160ZM185 93H188V92L186 91ZM204 93H203V94H204ZM207 93H209V92H207ZM219 93H218V94H219ZM161 94H162V93H161ZM163 94H165V93H163ZM166 94H167V93H166ZM174 94H175V93H174ZM179 94H180V93H179ZM161 96H162V95H161ZM175 96H177V95H175ZM178 96H179V95H178ZM178 96H177V97H178ZM188 96H190V95H188ZM209 96H211V95H209ZM260 96H261V97H260ZM173 97H174V96H173ZM203 97H204V96H203ZM205 97H208V96H205ZM211 97H212V96H211ZM224 97H225V98H224ZM243 97H244V98H243ZM245 97H246V99H245ZM174 98H175V97H174ZM223 98H224L225 101L227 102V103H225V105L229 106L228 109L224 108V107H223L224 104H221V103H220V101H222V103H223V101H224ZM252 98H253V97H252ZM254 98H256V97H254ZM259 98H258V100H259ZM182 99L184 100V97H182ZM198 99H197V100H198ZM207 99H209V98H206V100H207ZM216 99H217V100H216ZM174 100H175V99H174ZM180 100H181V99H180ZM215 100H216V101H215ZM240 100L242 101L241 103H239ZM245 100H246V101H245ZM253 100H255V99H253ZM160 101H161V100H160ZM160 101H159V102H160ZM184 101H185V100H184ZM186 101H188V100H186ZM225 101H224V102H225ZM243 101H245V103H247V104L245 105L247 108L243 105V104H244ZM260 101L264 102V100H260ZM156 102H157V101H156ZM200 102H201V101H200ZM250 102H251V100H250ZM253 102H254V101H253ZM257 102H259V101H257ZM257 102L255 101V103H257ZM161 103H162V101H161ZM171 103H172V102H171ZM180 103H181V102H180ZM152 104H153V101H152ZM159 104H160V103H159ZM166 104H167V102H166ZM172 104H173V103H172ZM172 104H171V105H172ZM174 104H175V103H174ZM181 104H182V103H181ZM228 104H229V105H228ZM250 104H252V102H251ZM2 105H3V104H2ZM150 105H151V104H150ZM176 105H177V104H176ZM221 105H222L223 108L221 107ZM153 106H154V105H153ZM158 106H159V105H158ZM174 106H175V105H174ZM227 106H226V107H227ZM252 106L255 107V105H251V107H252ZM256 106H257V105H256ZM161 107H162V105H161ZM164 107H165V106H164ZM176 107H178V106H176ZM197 107H196V108H197ZM218 107H220V109H219ZM257 107H258V106H257ZM166 108H167V107H166ZM208 108H209V109H208ZM221 108H222V109H221ZM259 108H261V107H259ZM173 109H174V108H173ZM197 109L200 110L199 107H198ZM254 109H256V107H255ZM254 109H253V111H255ZM2 110H3V109H2ZM161 110H162V109H161ZM175 110H176V108H175ZM177 110H178V114H179V113H180V112H179V109H177ZM180 110H181V109H180ZM183 110H184V109H183ZM245 110L249 111V112H248L249 114H248V115L246 114V117H247V118L245 117ZM258 110H259V109H258ZM258 110H257V111H258ZM262 110H264V109H261V112H262ZM9 111H10V110H9ZM154 111H155V110H154ZM200 111H201V110H200ZM211 111H212V110H211ZM253 111H251V112H253ZM150 112H151V110H150ZM163 112H164V110H163ZM146 113H147V111H146L144 114H146ZM152 113H153V111H152ZM152 113H151V114H152ZM172 113H173V112H172ZM209 113H210V112H209ZM255 113H256V115H257V112H255ZM178 114H177V115H178ZM199 114H200V115H199ZM206 114H207V112H206ZM253 114H254V113H253ZM148 115H149V114H148ZM161 115H162V114H161ZM164 115H165V114H164ZM212 115H213L214 117H213ZM157 116L160 117V115H157ZM192 116H193V115H192ZM208 116H209V118H211L210 120H209ZM241 116H244V119L246 118L247 121H246V119H245V121H243V120L241 119V120H242V123H240L241 120L239 121V118H240ZM253 116H254V115H253ZM154 117H156V116H154ZM161 117H162V116H161ZM171 117H172V116H171ZM171 117H170V118H171ZM212 117H213V118H212ZM238 117H239V118H238ZM254 117H256V116H254ZM254 117H253V118H254ZM257 117H258V115H257ZM156 118H157V117H156ZM156 118H154V119H156ZM173 118L175 119L174 116H173ZM180 118H181V117H180ZM214 118H215V119H214ZM259 118H260V117H259ZM261 118H262V116H261ZM158 119H159V118H158ZM158 119H156V120L158 121ZM181 119H182V118H181ZM217 119H219V120H217ZM161 120H162V119H161ZM164 120H166V119H164ZM175 120H176V119H175ZM177 120H178V118H177ZM183 120H184V119H183ZM215 120L218 121L220 124H219V123L216 124L217 122H216ZM220 120H221V122H222V121H223V122L225 121L224 124H222L223 122L221 123ZM180 121L182 122V120H180ZM248 121H250V123H251V125H253V127L250 126V128H249V122H248ZM173 122H174V121H173ZM183 122H184V121H183ZM186 122H187V121H186ZM214 122H215V124H214ZM243 122H245L244 124H246V122L248 123L247 126L244 125L246 128L243 127ZM258 122H259V121H258ZM174 123H176V122H174ZM177 123H178V122H177ZM199 124H200L201 126H199ZM256 124H259V123H256ZM125 125H126V124H125ZM176 125H179V124H176ZM182 125H183V124H182ZM182 125H181V126H182ZM187 125H189V124H187ZM126 126H127V125H126ZM163 126H164V125H163ZM179 126H180V125H179ZM183 126H184V125H183ZM183 126H182V127H183ZM195 126H196V124H195ZM202 126H203V127H202ZM211 126H212V127H211ZM261 126H262V125H260V128L257 129L256 134H258V131H259V133L262 131V130H261ZM128 127H129V126H127V128H128ZM172 127H173V126H172ZM210 127L213 128V129H215V130L212 129V132L216 133V134L213 133L214 136H213V134L211 133V130H210L211 128H210ZM242 127H243V130H241ZM258 127H259V126H258ZM190 128H191V127H190ZM196 128H195V131L197 130ZM201 128H202V129H201ZM209 128H210V129H209ZM129 129H130V128H129ZM203 129H204V130H203ZM206 129H207V130H206ZM208 129H209L210 131H208ZM244 129H245V131H246V129H247L248 131H249L250 129H251V130L254 129V130H253V131H249L250 133H249L248 131H246V134H245ZM262 129H264V128H262ZM260 130H261V131H260ZM165 131H166V130H165ZM195 131H193V132H195ZM241 131H242V132H241ZM174 132H175V131H174ZM193 132H192V133H193ZM200 132H199V129H198V133H200ZM238 132H239V133H238ZM247 132H248V133H247ZM179 133H180V132H179ZM195 133H196V132H195ZM236 133H238V134H236ZM243 133H244V134H243ZM261 133H262V132H261ZM261 133H260V134H261ZM166 134H167V133H166ZM196 134H197V133H196ZM247 134H248V136H247ZM256 134H255V135H256ZM206 135H207V136H206ZM252 135H253V134H251V135L249 136L250 139H253V138H252ZM208 136H209V137H208ZM216 136H217V137H216ZM227 136H228V137H227ZM244 136H243V137H244ZM178 137H179V135H178ZM190 137H192V136H190ZM196 137H197V136H196ZM196 137L193 136L192 138H195V140H197V142H198L199 139H197ZM243 137H239L240 140L237 139V138H236L237 140H236V139L234 140V141H237V145H238V143H240V144L242 145L241 142H242L243 140H242L241 138H243ZM249 137H248V138H249ZM253 137H254V136H253ZM258 137L261 138V135L259 136V134H258ZM125 138H126V137H125ZM127 138H128V137H127ZM181 138H182V137H181ZM224 138H223V139H224ZM233 138H232V139H233ZM245 138H244V142L247 141ZM256 138H257V135H256ZM260 138H259V139H260ZM119 139H120V137H119ZM128 139H129V138H128ZM167 139H168V138H167ZM216 139H217V140H216ZM259 139H257V141H260ZM262 139H264V138H262ZM124 140H126V139H124ZM228 140H229V139H228ZM245 140H246V141H245ZM254 140H255V138H254ZM254 140H252V142H253ZM126 141H127V140H126ZM162 141H163V140H162ZM200 141H201V139H200ZM200 141H199V142H200ZM239 141H240V142H239ZM261 141H262V140H261ZM261 141H260V142H261ZM120 142H122L121 139H120ZM123 142H125V141H123ZM164 142H165V141H164ZM221 142H222V141H221ZM227 142H228V141H227ZM227 142L225 141L226 145L229 144V143H227ZM249 142H251V141H249ZM262 142H264V141H262ZM262 142H261V143H262ZM189 143H190V142H189ZM192 143H193V142H192ZM200 143H201V142H200ZM200 143H199V144H200ZM217 143H218V142H216V143H212L213 145L211 146V150L209 149L210 152H208L209 150L207 151V153H210L209 156H210V155H213V156H211V157H214V153H215V155H216L217 153H218V154H221V155L224 154L225 158H228V159H229L230 157L234 156V154H233V155H230V154H229V155H230V157H229V156H228V153L225 154V153L227 152V151H226L227 147H226V149H223V151L225 150V153H223V151L221 152V150H220L221 148H219V146L215 145V144H217ZM219 143H220V141H219ZM219 143H218V145H220ZM255 143H256V142H255ZM159 144H160V143H159ZM165 144H166V143H165ZM256 144H257V143H256ZM258 144H259V143H258ZM230 145H231V143L229 144V146H230ZM253 145H254V144H253ZM253 145H250V146H253ZM259 145L261 146V144H259ZM144 146H145V144H144ZM144 146H142V147L140 146V147L143 148ZM153 146H154V145H153ZM158 146H159V145H157V147H158ZM175 146H176V145H175ZM193 146H195V145H193ZM204 146H206V145H204ZM209 146L207 145L208 148H209ZM223 146H224V145H223ZM223 146H220V147H223ZM232 146H233V145H232ZM232 146H231L230 148H232ZM255 146H256V145H255ZM255 146H254V147H255ZM173 147H174V146H173ZM195 147L197 148V145H196ZM199 147H200V146H199ZM207 147H204V148H207ZM254 147H253V148H254ZM262 147H264V145H262L261 148H262ZM65 148H66V146H65ZM196 148H195V149H196ZM204 148H203V149H204ZM208 148H207V149H208ZM224 148H225V147H224ZM251 148H252V147H251ZM259 148H260V147H259ZM259 148H258V149H259ZM146 149H147V148H146ZM156 149H157V148H156ZM166 149H167V148H166ZM176 149H177V148H176ZM195 149H194V150H195ZM228 149H229V147H228ZM228 149H227V150H228ZM248 149H249V148H248ZM140 150H141V149H140ZM152 150H153V149H152ZM168 150H170V149L168 148ZM199 150H200V148H199ZM232 150L235 151V149H231L230 152H231ZM240 150H241V149H240ZM147 151H148V149H147ZM150 151H151V150H150ZM163 151H164V150H163ZM166 151H167V150H166ZM202 151H206V149H204V150H202ZM211 151H212V154H211ZM228 151H229V150H228ZM245 151H246V150H245ZM245 151H243V152L241 151V152L244 153ZM252 151H253V150H251L250 152H252ZM255 151H257V150H255ZM262 151H264V150H262ZM155 152H156V151H155ZM155 152H154V153H155ZM169 152H170V151H169ZM169 152H168V153H169ZM193 152H196V150L193 151ZM213 152H214V153H213ZM235 152L237 153V151H235ZM239 152H240V151H239ZM257 152H259V151H257ZM257 152H256V153H257ZM68 153H69V152H68ZM138 153H139V152H138ZM168 153H167V154H168ZM174 153H175V152H174ZM176 153H177V152H176ZM200 153H201V152H200ZM231 153H232V152H231ZM245 153H246V152H245ZM252 153H253V152H252ZM98 154H99V153H98ZM159 154H160V152H159ZM159 154H158V155H159ZM169 154H171V153H169ZM178 154H179V153H178ZM195 154H196V153H195ZM197 154H198V153H197ZM203 154H204V153H203ZM205 154H206V152H205ZM205 154H204V155H205ZM240 154H241V153H239V154L237 153V157H238V155H240ZM262 154H264V153H262ZM94 155H96V152H95ZM94 155H93V156H94ZM126 155H127V154H126ZM144 155H145V154H144ZM149 155H150V154H149ZM149 155H148V156H149ZM151 155H153V154H151ZM154 155H155V154H154ZM161 155H162V154H161ZM171 155H173V154H171ZM204 155H203V156H204ZM235 155H236V154H235ZM242 155H245V154H241V156H242ZM258 155H260V154H258ZM70 156H72V155H70ZM99 156H100V154H99ZM132 156H133V155H132ZM155 156H157V155H155ZM165 156H166V155H164V157H165ZM177 156H178V155H177ZM200 156H201V155H200ZM206 156H207V155H206ZM206 156H205V157H206ZM216 156H217V155H216ZM216 156H215L214 158H217V157H218V156H217V157H216ZM227 156H228V157H227ZM260 156H261V155H260ZM260 156H259V158H260ZM167 157H168V156H167ZM167 157H166V158H167ZM170 157H171V156H170ZM207 157H208V156H207ZM237 157L235 156V157H233V158H230V161H232L234 158H237ZM251 157H252V156H251ZM129 158H130V159H129ZM129 158H127V159L131 161V158H132V157H129ZM152 158H153V157H152ZM166 158H165V159H166ZM201 158H203V157H201ZM221 158H223V155H222ZM132 159L135 160V158H132ZM138 159H140V158H138ZM158 159H159V158H158ZM160 159H161V158H160ZM162 159H163V158H162ZM162 159H161V160H162ZM167 159H168V158H167ZM228 159H227V160H228ZM231 159H232V160H231ZM261 159H262V158H261ZM261 159H260V160H261ZM153 160H154V159H153ZM156 160H157V159H156ZM195 160H196V159H195ZM195 160H193V161H195ZM203 160H205V159H203ZM209 160H210V159H209ZM209 160L207 159V161H209ZM217 160H218V159H217ZM137 161H138V160H137ZM137 161H136V163H139V162H140V161H139V162H137ZM148 161H149V160H148ZM148 161H147V162H148ZM200 161H201V160H200ZM207 161L205 160L206 163H207ZM261 161H262V160H261ZM127 162H128V161H127ZM132 162H133V161H132ZM155 162H156V161H155ZM165 162H167V161H164V163H161V165H162V164H163V165H166ZM195 162H196V161H195ZM201 162H202V161H201ZM211 162H212V160H211ZM220 162H221V161H220ZM222 162H224V161H222ZM225 162H226V161H225ZM225 162H224V163H225ZM233 162H236V161H233ZM142 163H143V162H142ZM142 163H141V164H142ZM206 163H205V164H206ZM231 163H232V162H230V166H231L232 164L236 165L235 163H232V164H231ZM255 163H256V160H255ZM259 163H260V162H259ZM141 164H139V165H141ZM167 164L169 165L170 163L168 162ZM193 164H195L196 166H198L196 163H193ZM200 164H201V163H200ZM200 164H199V166H200ZM214 164L216 165V164H217V161H216V163H214ZM214 164H213V165H210V166H213V167H210V166H209V167H210V171H213L215 168H219V169H220V167H217V165L220 166L219 164H217L216 167L214 166ZM220 164H221V163H220ZM225 164H226V163H225ZM244 164H246V163H244ZM260 164H261V163H260ZM55 165H56V164H55ZM142 165H143V164H142ZM142 165H141V166H142ZM148 165H149V163H148ZM148 165H147V167H148ZM202 165H203V164H202ZM208 165H209V163H208ZM239 165H240V164H239ZM248 165H249V164H248ZM257 165H258V163H257ZM105 166H106V164H105ZM137 166H138V164H137ZM144 166H145V165H144ZM154 166H155V165H153V167H154ZM157 166H158V165H157ZM169 166H170V165H169ZM175 166H176V165H175ZM196 166H195V167H196ZM199 166H198V167H199ZM232 166H233V165H232ZM246 166H247V164H246ZM251 166H252V164H251ZM53 167H54V166H53ZM60 167H62V166L60 165ZM60 167H59V170H60ZM151 167H152V164H151ZM153 167H152V168H153ZM164 167H166V166H163V169H167V168H164ZM180 167H181V166H180ZM195 167H193V170H196V169H197V167H196V168H195ZM209 167H208V168H209ZM233 167H234V166H233ZM54 168H55V167H54ZM103 168H104V167H103ZM136 168H137V167H136ZM154 168H155V167H154ZM159 168H160V167H159ZM159 168H158V169H159ZM200 168H201V167H200ZM200 168H198V170H199ZM206 168H207V166H206ZM206 168H205V166H203V169H204V170H207ZM228 168H230L229 165L226 166L227 171L229 170ZM243 168H244V167H243ZM243 168H241V169H243ZM253 168H255L254 165H253ZM61 169H62V168H61ZM110 169H111V168H110ZM110 169H109V170H110ZM139 169H140V167H139ZM143 169H144V168H143ZM146 169H147V168H146ZM146 169H145V170H146ZM168 169L170 170L169 167H168ZM179 169H180V168H179ZM219 169H218V170H219ZM230 169H231V170H229V174H230V172H232L233 175L236 176V174H235V172H234L236 169L234 170V168H233V171H232V168H230ZM238 169H239V168H238ZM251 169H252V168H251ZM118 170H120V169H118ZM134 170H135V169H134ZM145 170L141 171V176H142V175L144 176V174H145V175L147 174V173L145 172ZM152 170H153V169H152ZM175 170H176V169H175ZM180 170L182 171V169H180ZM222 170H223V169H222ZM249 170H250V168H249ZM249 170H248V171H249ZM252 170H253V169H252ZM110 171H111V170H110ZM147 171H149V170H147ZM155 171H156V170H155ZM172 171H174V170L172 169ZM176 171H177V170H176ZM196 171H197V170H196ZM215 171H217V170L215 169ZM111 172H112V171H111ZM119 172H120V171H119ZM143 172H144V174H143ZM151 172H152V171H151ZM198 172H199V171H198ZM236 172H239V171L236 170ZM246 172H247V171H246ZM112 173H113V172H112ZM115 173H116V172H115ZM120 173H121L120 176H122V174H123L122 177H124V173H125V172L123 173L122 170H121ZM137 173H138V171H137ZM153 173H154V172H152V174H153ZM167 173L169 174V172H167ZM170 173H172V172H170ZM196 173H197V172H196ZM202 173H203V172H202ZM205 173H206V172H205ZM226 173H228V172H226ZM250 173H251V171H250ZM252 173H255L254 175H259V176H260V174H261L262 172H260V174H256V171L254 170V171H252ZM134 174H135V173H134ZM134 174H133V175H134ZM155 174H156V173H155ZM155 174H154V175H155ZM157 174H158V173H157ZM203 174H204V173H203ZM203 174H200V173H199V174H197V175H198V176H199V175H202V176L205 177V174H204V175H203ZM213 174H216V173H214V171H213ZM213 174H212L211 176H213ZM229 174H227V176H228ZM130 175H131V174H130ZM139 175H140V174H139ZM139 175H138V176H139ZM147 175H150V172H149ZM184 175H185V174H184ZM186 175H187V174H186ZM195 175H196V174H195ZM217 175H218V174H216V177H217ZM221 175H222V174H221ZM231 175H232V174H230V176H231ZM237 175H238V174H237ZM239 175H242V174L239 173ZM262 175H264V174H262ZM262 175H261V176H262ZM126 176H127V175H126ZM126 176H125V177H126ZM131 176H132V175H131ZM143 176H142V177H143ZM150 176H151V175H150ZM211 176H210V177H211ZM225 176H226V174H225ZM227 176H226V177H227ZM235 176H234V177H235ZM247 176H248V175H247ZM247 176H246V177H247ZM252 176H253V175H252ZM122 177H121V178H122ZM125 177H124V178H125ZM142 177H140V178H142ZM166 177H167V176H166ZM196 177H197V176H196ZM214 177H215V175H214ZM219 177H220V174H219V176H218L217 178L219 179ZM240 177H241V178H245V177H243V176H240ZM256 177H257V176H256ZM116 178H117V177H116ZM124 178H123V179H124ZM144 178H145V176H144ZM150 178H151V177H150ZM154 178H155V179H156V178L158 179V177H154ZM170 178H171V177H170ZM199 178L203 179L201 176H200ZM199 178H195V179H198V181H199ZM127 179H128V178H127ZM138 179H139V178H138ZM142 179H143V178H142ZM148 179H149V176H148ZM159 179H160V177H159ZM163 179H164V178H163ZM171 179H172V178H171ZM173 179H174V178H173ZM195 179H193V180H195ZM212 179H213V178L211 177V180H212ZM227 179H229V177H227ZM230 179L233 180V178H231V177H230ZM230 179H229V181H226V182H229V184L231 183V182H230ZM235 179L237 180V177H236ZM248 179H249V178H248ZM253 179H254V177H253ZM262 179H264V178H262ZM146 180H147V177H146ZM204 180H206V178H205ZM204 180H203V181H204ZM213 180L216 181L215 179H213ZM213 180H212V181L208 180V181H210V182H209L210 184H211V182H212V184H211L212 186H211L210 184H209V185L207 184V188H208L209 186H211V188H212L214 185H217L218 180H217L216 184H213V183H214ZM221 180H222V178H221ZM238 180H239V179H238ZM245 180H247V179H245ZM118 181H119V180H118ZM128 181H129V180H128ZM143 181H144V179H143L141 182H143ZM148 181L150 182V180H148ZM195 181H197V180H195ZM203 181H202V182H203ZM240 181H241V182H245V181H243V179L240 180ZM247 181H249V180H247ZM151 182H152V180H151ZM222 182H223V181H222ZM232 182H233V185H234V186H233V185H232L233 187H232V186H231V187L229 186V188H233V190H232V189H231V190L234 191V189H235V188H234L235 185H236V187H237L238 184H234V180H233ZM235 182H236V181H235ZM237 182H238V181H237ZM241 182H240V186L242 185ZM261 182H262V180H261ZM118 183H120V182H118ZM146 183H148V182H146ZM161 183H162V182H161ZM199 183H201V180H200V182L196 183V184H198L199 186H197V185H195V184L192 183L193 185L191 184V186H189V188L192 187V186H195V188H197V187L200 188V184H199ZM204 183H206V182L204 181V182L201 184V186H203ZM220 183H221V182H220ZM238 183H239V182H238ZM245 183H246V182H245ZM54 184H55V183H54ZM151 184H152V183H151ZM175 184H176V183H175ZM246 184H247V183H246ZM51 185H52V183H51ZM123 185H124V184H123ZM126 185H127V184H126ZM147 185H148V184H145L144 186L148 187ZM149 185H150V184H149ZM155 185H156V184H155ZM222 185H224V183H223ZM225 185H226V183H225ZM243 185H244V184H243ZM252 185H255V182H254V184H252ZM24 186H25V185H24ZM53 186H54V185H53ZM164 186H165V185H164ZM173 186H174V185H173ZM173 186H172V187H173ZM204 186H205V185H204ZM218 186H219L220 189H221V186H220V185H218ZM248 186H249V185H248ZM117 187H118V186H117ZM149 187H150V186H149ZM155 187H156V186H155ZM160 187H161V186H160ZM219 187H218V188H219ZM238 187H239V186H238ZM242 187H243V186H242ZM245 187H246V185H245ZM26 188H27V187H26ZM115 188H116V187H115ZM123 188H124V187H123ZM135 188H136V187H135ZM202 188H203V187H202ZM205 188H206V186H205ZM205 188H203V190L206 191L207 189H205ZM229 188H226V186H224V191H225L226 189L228 190ZM239 188H240V187H239ZM126 189H127V188H126ZM153 189H154V188H153ZM190 189H191V188H190ZM192 189H193V188H192ZM208 189H209V188H208ZM236 189H237V188H236ZM243 189H245V188L243 187ZM246 189H247V188H246ZM252 189H253V188H252ZM252 189H251V190H252ZM257 189H258V190H261V189H259L258 187H257ZM187 190H188V189H187ZM213 190H214V189H213ZM213 190H212V191H213ZM227 190H226V192H227ZM231 190L229 189V191L227 192V193H230V195H231V193H235V192H230ZM239 190L241 191V188H240ZM255 190H256V188H255ZM37 191H38V190H37ZM39 191H42V190H39ZM118 191H119V190H118ZM128 191H129V190H128ZM128 191H127V192H128ZM185 191H186V190H185ZM212 191L210 190V194L213 193ZM219 191H220V190H219ZM219 191H218V192H219ZM222 191H223V190H222ZM237 191H238V190H237ZM243 191H244V190H243ZM246 191H247V190H246ZM28 192H29V191H28ZM34 192H35V191H34ZM120 192H121V190H120ZM182 192H183V190H182ZM188 192H189V190H188ZM238 192H239V191H238ZM241 192H242V191H241ZM244 192H245V191H244ZM244 192H243V193H244ZM35 193H36V192H35ZM183 193H184V192H183ZM120 194H121V193H120ZM129 194H130V193H129ZM192 194H193V192H192ZM203 194H204V193L202 192L201 195H203ZM208 194H209V190H208ZM214 194H216V193H213V195H214ZM250 194H252V193H250ZM34 195H35V194H34ZM34 195H33V196H34ZM36 195H37V194H36ZM135 195H136V194H135ZM135 195H134L133 197H135ZM198 195H199L200 198H202V199L204 200L203 197H204L205 194H204L202 197L200 196V194H198ZM198 195H195V196H196V197L198 198V200H199L200 198L198 197ZM233 195H234V196H237V194H236V195L233 194ZM247 195H248V192H247ZM253 195H254V194H253ZM121 196H122V194H121ZM173 196H174V195H173ZM177 196L181 197V193H180V195L177 194ZM195 196H193V198H196ZM214 196H215V195H214ZM214 196H211V197H214ZM217 196H218V195L216 194V197H217ZM219 196H220V195H219ZM234 196H233V197H234ZM241 196H242V195H241ZM248 196H249V195H248ZM254 196H255V195H254ZM259 196H260V195H259ZM122 197H123V196H122ZM124 197H125V196H124ZM205 197H206V196H205ZM207 197H209V196H207ZM221 197H224V196H221ZM226 197H228L227 194H226ZM229 197H230V196H229ZM233 197H231V198L233 199ZM238 197H239V196H238ZM238 197H237V198H238ZM242 197H243V196H242ZM242 197H241V199L243 200L244 198H242ZM245 197H246V196H245ZM249 197H251V196H249ZM249 197H247V198H249ZM255 197H256V196H255ZM255 197H254V198H255ZM32 198H33V197H32ZM127 198H129V195H128ZM193 198H192V199H193ZM209 198H210V197H209ZM237 198H236V199H237ZM254 198L252 197V199H254ZM256 198H257V197H256ZM34 199H35V198H34ZM131 199H132V198H131ZM170 199H171V198H170ZM192 199H190V200L192 201ZM207 199H208V198H207ZM213 199H214V198H213ZM213 199H209V200H212V201H213ZM216 199H217V198H216ZM216 199H215V200H216ZM218 199H220V198H218ZM222 199H224V198H222ZM226 199H227V198H226ZM226 199H224L223 201H225ZM234 199H235V198H234ZM241 199H240V200H241ZM249 199H250V198H249ZM249 199H248V201H249ZM129 200H130V199H129ZM195 200H197V199H195ZM198 200H197V201H198ZM200 200H201V199H200ZM200 200H199V203H198V204H200ZM215 200H214V202H212V201L207 202V201L205 200V202L208 203V204H206V205H209V203H210L209 206L212 207V205H211L212 203H213V205H214L215 203L218 204L219 202H217V201H219V200H217L216 202H215ZM229 200H230V199L228 198V201H227V202H230V203H231V201H229ZM261 200H262V199H261ZM261 200H260V201H261ZM162 201H163V200H162ZM162 201H161V202H162ZM170 201H171V200H170ZM179 201H180V202H183V201H184V203H185V200H184V199H183L182 201L179 199ZM186 201H187V200H186ZM223 201H222V202H223ZM237 201H238V200H237ZM237 201H236V202H237ZM254 201H256V200H254ZM129 202H130V201H129ZM129 202H127V203H129ZM163 202H165V201H163ZM166 202H167V201H166ZM225 202H226V201H225ZM227 202H226V203H227ZM234 202H235V200H234ZM249 202H250V201H249ZM252 202H253V201H251V203H252ZM27 203H28V202H27ZM31 203H34V204H35V201L33 200V202H31ZM169 203H170V202H169ZM172 203H173V202H172ZM195 203H196V201H195ZM232 203H233V201H232ZM237 203H238V202H237ZM240 203H241V202H240ZM240 203H238V205H240ZM253 203H255V202H253ZM29 204H30V203H29ZM36 204H37V203H36ZM130 204H131V203H130ZM164 204H165V203H164ZM166 204H167V203H166ZM166 204H165V205H166ZM185 204H186V203H185ZM196 204H197V203H196ZM217 204H215V205H217ZM223 204L226 206V204H225L224 202H223ZM242 204H243V202H242ZM30 205L32 206V204H30ZM176 205H177V204H176ZM201 205L204 206V204H202V202H201ZM206 205H205V206H206ZM233 205L235 206V208H234L233 211H235V209H236V205H237V204H234V203H233L232 206H233ZM262 205H264V203H262L261 206H262ZM168 206H169V205H168ZM181 206H182V204H181ZM193 206H195V205H193ZM193 206H191V208H192ZM218 206H219V204H218ZM220 206H221V205H220ZM228 206H229V207H227V208L225 207V208L222 209V210H223V211H224L225 209H228V210H229V208H230L231 205H228ZM244 206L246 207V205H244ZM244 206H243V208H242L243 210H244ZM165 207H166V206H165ZM186 207H187V206H186ZM186 207H185V206L182 207V210H184L183 208H186ZM198 207H199V206H198ZM206 207H207V206H206ZM215 207H216V206H215ZM257 207H258V205H257ZM257 207H256V208H253V209H251V210H255V209L257 210V209H258ZM180 208H181V207H180ZM187 208H188V207H187ZM189 208H190V207H189ZM191 208H190V209H191ZM200 208H201V206L199 207V209H200ZM213 208H214V207H213ZM221 208H223V207L221 206ZM237 208L239 209L240 206H239V207L237 206ZM248 208L250 209V206H249ZM251 208H252V206H251ZM126 209H127V208H126ZM190 209H187V210H190ZM192 209H193V208H192ZM195 209L197 210V208H195ZM195 209L192 210L193 213H195V211H196ZM205 209H206V208H205ZM230 209H232V207H231ZM240 209H241V208H240ZM123 210H124V207H123ZM182 210H180V211H182ZM202 210H203V209L201 208V210H199V212L202 211ZM207 210L209 211V213H212V214H210L209 216H211V215H215V217H216V215H217V214H215L216 211H215V212H213V211L211 212L210 209H207ZM207 210H206V211H207ZM211 210H213V209H211ZM216 210H219V209H216ZM236 210H237V209H236ZM126 211H127V210H126ZM174 211H175V210H174ZM220 211H221V210H220ZM233 211H231V212H233ZM239 211H240V210H239ZM245 211H247V210H245ZM187 212H188V211H187ZM199 212H198V214L201 213V212H200V213H199ZM202 212H204V211H202ZM226 212H228V211H226ZM243 212H244V211H243ZM249 212L252 213L253 211H249ZM172 213H173V212H172ZM180 213H181V212H180ZM180 213H178V215H179ZM213 213H214V214H213ZM216 213H218V212H216ZM233 213H234V212H233ZM237 213H239V212H237ZM237 213H236V214H237ZM246 213H247V212H245V214H246ZM250 213H249V214H250ZM254 213H257V212L255 211V212H253L252 214H254ZM170 214H171V213H170ZM174 214H177V213H174ZM182 214L184 215V213H182ZM188 214H189V212H188ZM191 214H192V213H191ZM196 214H197V212H196ZM198 214H197V218H202V215H203V214L206 215V213H202V215H200L201 217H198V216H199ZM219 214H220L219 217H221V214H224V213L221 211V213H219ZM225 214H226V213H225ZM243 214H244V213H243ZM252 214H250V215H252ZM260 214L262 215L261 212H260ZM178 215H177L176 217H178ZM189 215H190V214H189ZM189 215H188V216H189ZM205 215H204V216H205ZM234 215H235V214H234ZM241 215H242V214H241ZM247 215H248V214H247ZM250 215H249V216H250ZM173 216H174V215H173ZM179 216H180V215H179ZM184 216H185L186 218L189 219L188 216H186V215H184ZM184 216H183V217H184ZM191 216H193V215H191ZM224 216H227V217H228V215H224ZM231 216H232V215H231ZM254 216H255V215L250 216V217H254ZM127 217H128V216H127ZM212 217H213V216H212ZM219 217H218V215H217V218L220 220L221 218H219ZM222 217H223V215H222ZM232 217H233V216H232ZM244 217L246 218V220H247V224H248V218H249V217H248V216L246 217V215H245ZM256 217H257V218H260V216H259V217L256 216ZM125 218H126V217H125ZM172 218H173V217H172ZM206 218H207V220H208V218H209V221H211V220H210L211 217H208V212H207V217H203V219H206ZM213 218H214V217H213ZM213 218H211V219H213ZM217 218H215V220H218ZM235 218H237V217H235ZM126 219H127V218H126ZM174 219H175V218H174ZM184 219H185V218H184ZM203 219H202V220H203ZM222 219H224V218H222ZM222 219H221L220 221H219V220H218V221H219L220 223H221V222H222V223L224 222V224H227L226 221H227L229 224H230L231 222H232L231 224H233V221H231V220L228 221L229 219L226 220V219H227L226 217H225V221H222ZM239 219H240V218H239ZM252 219H253V218H252ZM182 220H183V219H181V221H182ZM185 220H186V223H188V222H187V219H185ZM234 220H236V219H234ZM244 220H245V219H244ZM246 220H245L244 222H243V220H241V221L243 222V224H246V223H245ZM249 220H251V218H250ZM253 220L255 221L256 219L254 218ZM253 220H252V221H253ZM175 221L177 222L176 219L174 220V222H175ZM178 221H179V220H178ZM183 221H184V220H183ZM183 221H182V222H183ZM209 221H208L207 223H206V222H205V223L208 224ZM213 221H214V220H213ZM218 221H217V222H218ZM174 222L172 223V221H171L172 224H174ZM199 222L202 224V226H203L202 228H203V229L206 228V226H207V228H206L205 230H202V228H201V230H202L203 233H204L206 230H208V228H209L208 226H210V225H209V224L206 225L204 222L202 223L201 220H199ZM219 222H218V223H219ZM239 222H240V220H239ZM249 222L252 223L251 221H249ZM169 223H170V221H169ZM179 223H180V222H179ZM192 223H193V222H192ZM210 223H211V222H210ZM212 223H213V222H212ZM215 223H216V222H214L213 224H215ZM218 223H217V224H218ZM220 223H219L218 225L216 224L218 228H217V227H214V228L219 229V227H220L219 225L222 224V223H221V224H220ZM250 223H249V224H250ZM253 223H254V222H253ZM253 223H252V227L256 225V223H255V225H253ZM177 224H178V223H177ZM184 224H185V223H184ZM197 224H198V223H197ZM203 224H204V225H203ZM231 224H230V227L232 226ZM247 224H246V225H247ZM249 224H248V226H249V228H250V225H251V224H250V225H249ZM175 225H176V224H175ZM178 225H179V224H178ZM178 225H177V227H178ZM180 225H181V223H180ZM189 225H190V224H189ZM205 225H206V226H205ZM234 225H235V224H234ZM241 225H242V224H241ZM241 225H240V226H241ZM54 226H55V225H54ZM57 226H58V225H57ZM170 226H171V224H170ZM182 226H183V225H182ZM184 226H185V225H184ZM195 226H197V228H198V227H200L201 225L199 224V226H198V225H195ZM195 226H193V228H195ZM213 226H214V225H213ZM222 226H223V225H222ZM222 226H221V227H222ZM224 226H225V225H224ZM224 226L222 227V229L225 228V227H227V226H228L227 228H229V225H228V224H227V226H225V227H224ZM235 226H236V225H235ZM237 226H239V225L237 224ZM237 226H236V227H237ZM240 226H239V229L237 228L238 231H235L234 234H236V233H238V232H239V233L242 232V230L240 229ZM242 226H243V225H242ZM262 226H264V225H262ZM252 227H251V229H253ZM256 227H257V226H256ZM256 227H255V228H256ZM259 227H260V226H259ZM182 228H183V227H182ZM211 228H212V225H211ZM187 229H190V228H187ZM231 229H232V230L229 229V230L231 231V233L234 232V231H233V230H234V227H233V228L231 227ZM193 230H196V228L193 229ZM211 230H213V229H211ZM211 230L209 229V230H208V233H207V231H206V234H200V235L202 236V238H201V236L199 237L198 234H197V236H196V238L198 237V239H193V238H192L193 241H195V242H192V243H195V244L198 243V244H199V246L193 244V246H197V247H199V249H200V250H199V253H201V252L203 251V248L205 249V248L208 247V246H206V245H209L211 242L214 241V239H213V240L211 239L212 241H210V242H209V241L207 242V240H206L207 244H206L205 241H204V239L208 237V236H207L208 234H209V235L212 234V233H209V231L211 232ZM224 230H225V229H224ZM227 230H228V229H227ZM239 230H240V231H239ZM247 230H248V227L246 228V231H247ZM185 231H186V229H185ZM197 231H199V229H198ZM246 231H245V232H246ZM262 231H264V230H262ZM56 232H58V231H56ZM174 232H175V231H174ZM215 232H216V231H215ZM215 232H213V234H214ZM220 232H222V233L224 234V235L222 234L223 236H225L226 233H227V234H228V233L231 234L229 231H226V230H225V231L222 230V231H220ZM225 232H226V233H225ZM245 232H244V233H245ZM249 232H250V230L248 231V233H249ZM53 233H54V232H53ZM186 233H187V232H186ZM193 233H195V232H193ZM216 233H217V232H216ZM216 233H215V234H216ZM239 233H238V234H239ZM242 233H243V232H242ZM258 233H259V231H258ZM262 233H264V232H262ZM213 234H212V236L214 237ZM227 234H226V235H227ZM229 234H228V235H229ZM192 235H193V234H192ZM242 235H245V234H242ZM246 235H247V234H246ZM246 235H245V236H246ZM193 236H195V235H193ZM193 236H192V237H193ZM203 236H204L205 238H203ZM223 236H222V237H223ZM245 236H243V238H245ZM55 237H58V236H55ZM176 237H177V236H176ZM190 237H191V233H190ZM219 237H221V235H220ZM229 237H230V236H229ZM233 237H234V236H233ZM199 238H201V239L199 240ZM239 238H240V237H239ZM181 239H182V238H181ZM186 239H187V238H186ZM190 239H191V238H190ZM190 239H189V237H188V240H190ZM202 239H203V241H204V242H202V245H204V247L201 245V241H202ZM220 239H222V238H219V239L217 240V241H219V243H220ZM229 239H230V238H229ZM240 239H242V238H240ZM240 239H239V240H240ZM188 240H187V241H188ZM232 240H233V239H231V241H232ZM239 240H238V241H239ZM246 240H247V239H246ZM172 241H173V240H172ZM174 241H176V240H174ZM174 241H173V242H174ZM180 241H183V239L180 240ZM198 241H199V242H198ZM217 241H216V242H217ZM221 241H222V240H221ZM226 241H228L229 243L231 242V241H229L228 239H226ZM236 241H237V240H236ZM236 241L234 240V243H235ZM123 242H124V241H123ZM144 242H146V241H144ZM148 242H149V240H148ZM148 242H146V243H148ZM178 242H179V241H178ZM214 242H215V241H214ZM222 242H224V241H222ZM244 242H246V241L244 240ZM249 242H250V241L248 240L247 243H249ZM258 242H259V240H258ZM262 242H264V241H262ZM11 243H12V242H11ZM126 243H127V245H128V242H125V244H126ZM180 243H181V242H180ZM183 243H185V242H183ZM208 243H209V244H208ZM240 243H242V242H240ZM250 243H251V242H250ZM260 243H261V242H260ZM15 244H16V243H15ZM15 244H14V245H15ZM185 244H186V243H185ZM205 244H206V245H205ZM214 244H216V248L218 247V246H217L218 243H212V244H211L212 246L209 245V246L211 247V249H212V247H213ZM226 244H227V243H226ZM226 244H225V245H226ZM237 244H239V243L237 242ZM243 244L248 245V246L250 245V244H246V243H242V244H240V245L242 246ZM252 244H253V243H252ZM252 244H251L250 246L253 248V247H254V246H253L254 244H253V245H252ZM262 244H264V243H262ZM10 245H11V244H10ZM188 245L191 246L192 244H188ZM188 245H187V246H188ZM219 245H220V244H219ZM232 245H234V244H232ZM240 245H237V246H240ZM245 245H244V247H246ZM256 245H257V244H256ZM12 246H13V245H12ZM173 246H174V245H173ZM187 246H185V247L182 246V247H183V248H186ZM205 246H206V247H205ZM221 246H223V245H221ZM221 246H220V247H221ZM230 246H231V245H230ZM234 246H235V245H234ZM241 246H240V247H241ZM248 246H247V248H248ZM182 247H180V248H182ZM201 247H202V248H201ZM210 247H208V248L210 249ZM223 247H224V246H223ZM226 247H227V246H226ZM226 247H225V248H222V247H221V248H222L221 250H222V251L224 250L225 253H226L225 250L228 249V248L226 249ZM232 247H233V246H232ZM232 247H230V249H231ZM244 247H243V248H244ZM251 247H250V248H251ZM257 247H258V246H257ZM262 247H264V246H262ZM187 248L190 249L191 247H187ZM193 248H196V247H193ZM247 248H246V249H247ZM252 248H251V249H252ZM259 248H260V247H259ZM171 249H172V248H171ZM176 249H177V248H176ZM188 249H187V250H188ZM201 249H202V251H201ZM211 249H210V250H211ZM232 249H233V248H232ZM234 249H235V250H238V249H241V248H237V249L234 248ZM244 249H245V248H244ZM162 250H163V249H161V251H162ZM173 250L175 251V249H173ZM178 250H179V249H178ZM191 250H192V249H191ZM206 250H208V249H206ZM228 250H229V249H228ZM247 250H248V251H253L254 248H253L252 250H249V248H248ZM255 250H256V249H255ZM158 251H159V250H158ZM166 251H167V250H164V252H166ZM170 251H171V250H170ZM170 251H169V252H170ZM174 251H172V252H173V255H174ZM176 251H177V250H176ZM200 251H201V252H200ZM211 251H212V250H211ZM213 251L215 252L216 250L213 249ZM222 251H221V253H222ZM169 252H168V254H167L168 257H169ZM192 252H195V253H193V254H197V252H198V248H197V251H193V250H192ZM218 252H219V250H218ZM227 252H228V251H227ZM232 252H233V250H232ZM236 252H237V251H236ZM242 252H243V251H242ZM253 252H254V251H253ZM162 253H163V252H162ZM175 253H176V252H175ZM189 253H190V252H189ZM219 253H220V252H219ZM229 253H231V252H229ZM237 253H240V252H237ZM182 254H183V253H182ZM182 254H180V255H182ZM204 254H207V252L205 251ZM204 254H203V255H204ZM222 254L224 255V253H222ZM147 255H148V254H147ZM175 255H176V254H175ZM175 255H174V256H175ZM198 255L200 256V254H197V256H198ZM201 255H202V253H201ZM213 255H215V254H213ZM213 255H212V256H213ZM226 255L229 256L228 253H227ZM255 255H256V254H255ZM148 256H149V255H148ZM164 256H165V254H164ZM174 256H173V257H174ZM177 256H178V254H177ZM183 256H184V255H183ZM210 256H211V255H210ZM210 256H209L208 258H206L205 256H202V257H204V259L206 258V259L208 260V259H210ZM212 256H211V259H212V258L214 259V256H213V257H212ZM217 256H218V254H217ZM217 256L215 257L216 259H218V261L216 260L217 264H219V261H221V259H223V260L221 261L222 264H223V262L226 263L225 260H224V256H219V257H221V258H217ZM243 256H244V254H243ZM257 256H258V255H257ZM261 256H264V255L261 254ZM168 257H167V259H168ZM173 257H172V259H173ZM189 257H190V256H188L187 258H189ZM225 257H226V256H225ZM245 257H246V255H245ZM245 257H244V259H245ZM259 257H260V256H259ZM156 258H157V257H156ZM159 258H160V257H159ZM159 258H158V261L160 260ZM191 258H192V257H190V259H191ZM193 258H195V260H193V261H195V262H197V263H198V262H202V263H203L204 261H206V260H204V259H202L203 261H202V260H201V261H198V260L196 259V258H198V257H196V255L193 256ZM229 258H230V257H228V260H229ZM239 258H241V259H239ZM242 258H243V257H236V259H235V257H233V259L236 260L237 262H238V259H239V260H240V263H241V260H244V259H242ZM252 258H253V257H252ZM261 258H262V257H261ZM261 258H259V259H261ZM146 259H147V257H146ZM163 259H164V258H163ZM165 259H166V256H165ZM165 259H164V260H165ZM172 259H171V262H170V263H172ZM199 259H200V257H199ZM211 259H210V260H211ZM213 259L211 260L212 263L214 262ZM225 259H226V258H225ZM257 259H258V258H257ZM182 260H183V259H182ZM182 260H181V261H182ZM210 260H208V263L211 262ZM214 260H215V259H214ZM230 260H232V259H230ZM234 260H232V261H234ZM248 260H249V259H248ZM151 261H152V260H151ZM155 261H157V260H155ZM166 261H167V260H166ZM166 261H164V262H166ZM186 261H187V260H186ZM190 261L192 262V259H191ZM209 261H210V262H209ZM232 261H230V262H232ZM236 261H234L232 264L236 263ZM245 261H246V260H245ZM251 261H252V264H253V261H254V260L251 259ZM164 262H163V263H164ZM195 262H193V263H195ZM246 262H247V261H246ZM246 262H245V263H246ZM248 262H249V261H248ZM260 262H264V261H260ZM151 263H152V262H151ZM159 263H160V262H159ZM166 263H167V262H166ZM166 263H165V264H166ZM170 263H169V264H170ZM176 263H177V262H176ZM176 263H175V264H176ZM178 263H179V262H178ZM182 263H183V262H182ZM186 263H189V262H186ZM186 263H185V264H186ZM193 263H192V264H193ZM204 263H205V262H204ZM208 263H207V264H208ZM255 263H256V262H255ZM258 263H259V262H258ZM2 264H3V263H2ZM160 264H161V263H160ZM195 264H196V263H195ZM199 264H201V263H199ZM210 264H211V263H210ZM213 264H214V263H213ZM220 264H221V263H220ZM230 264H231V263H230ZM237 264H239V263H237ZM242 264H243V262H242ZM259 264H262V263H259Z\"/></svg>",
    "mask_w": 264,
    "mask_h": 264
}]
</instances>
